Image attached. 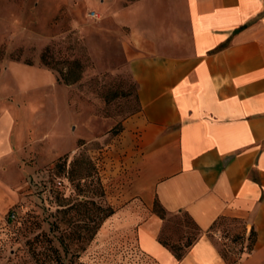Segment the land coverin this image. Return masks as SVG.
<instances>
[{
    "label": "crops",
    "instance_id": "1",
    "mask_svg": "<svg viewBox=\"0 0 264 264\" xmlns=\"http://www.w3.org/2000/svg\"><path fill=\"white\" fill-rule=\"evenodd\" d=\"M109 19L138 98L124 123L138 159L123 195L133 207L187 215L200 232L177 260L158 242L163 221L150 212L136 225L139 251L156 264H264V0H135ZM6 61L2 173L28 146L16 112L47 88L70 89L36 63ZM58 140L45 148L57 152ZM12 202L0 193L1 212ZM223 218L244 228L238 251L254 232L236 260L220 251L214 227Z\"/></svg>",
    "mask_w": 264,
    "mask_h": 264
},
{
    "label": "rangeland",
    "instance_id": "2",
    "mask_svg": "<svg viewBox=\"0 0 264 264\" xmlns=\"http://www.w3.org/2000/svg\"><path fill=\"white\" fill-rule=\"evenodd\" d=\"M133 2L0 0V62L36 63L74 81L15 114L28 146L0 172V193L14 199L0 211V264H156L139 251L136 225L157 209L133 207L123 195L138 159L124 123L138 98L109 13ZM55 135L62 144L50 153ZM214 231L221 253L236 260L243 226L223 218ZM199 235L187 215L166 214L160 237L168 248Z\"/></svg>",
    "mask_w": 264,
    "mask_h": 264
},
{
    "label": "trees",
    "instance_id": "3",
    "mask_svg": "<svg viewBox=\"0 0 264 264\" xmlns=\"http://www.w3.org/2000/svg\"><path fill=\"white\" fill-rule=\"evenodd\" d=\"M57 80H58L59 83L62 82L63 85H70V84L74 83V81L70 82V81H67L66 79L61 81V79L57 78ZM134 83H135V82H134ZM135 85H136V83H135ZM154 206H155V208L157 209L156 212H155L156 215H158V216L160 217V219L164 222V221L166 220V214H167V213H165V211L163 210V208H162L158 203H155ZM112 215H113V212H112L111 210H109V211H107L106 214L103 215L102 218L100 217V222H99V225H98L97 229L99 228V226L101 225V223H102L105 219L111 217ZM177 215H182V214H177ZM191 222H192V221H191ZM193 225H194V224H193ZM195 227H196V226H195ZM197 230H198V229H197ZM95 234H96V231H94V233H92V235H91L90 237L87 238V241H90V240L93 238V235H95ZM160 236H161V234L158 236V242H160L165 248H167V249L170 251V253H171L173 256L176 257L177 260H180V259L183 257V255H184L185 252L187 251L188 247H190V246L195 242V240H196V239H195L194 241H190L189 243H187L186 246H184V248L175 247V246H173L172 248H168V247H167V244H166L164 241L161 240V237H160ZM253 236H254V232L251 231L250 234H249V236H248V239L250 240V243L248 244V246H247V248H246V251H243V248H242V249H240V250L237 252V253L240 254V256H242L244 252L246 253V252H248V251L251 249L252 243H253V241H254ZM235 238H238V237H235ZM242 240H243V239H241V240L239 241V244H242ZM223 255H224V254H223ZM224 257H227V256L224 255Z\"/></svg>",
    "mask_w": 264,
    "mask_h": 264
},
{
    "label": "built area",
    "instance_id": "4",
    "mask_svg": "<svg viewBox=\"0 0 264 264\" xmlns=\"http://www.w3.org/2000/svg\"><path fill=\"white\" fill-rule=\"evenodd\" d=\"M14 217H15L14 212L11 211L10 213H8V216H7L8 221H7V223H9V221L15 219Z\"/></svg>",
    "mask_w": 264,
    "mask_h": 264
}]
</instances>
